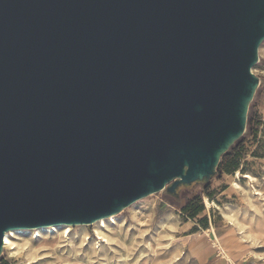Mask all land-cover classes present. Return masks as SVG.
Listing matches in <instances>:
<instances>
[{
  "label": "water",
  "instance_id": "obj_1",
  "mask_svg": "<svg viewBox=\"0 0 264 264\" xmlns=\"http://www.w3.org/2000/svg\"><path fill=\"white\" fill-rule=\"evenodd\" d=\"M263 42L264 0H0V257L208 183Z\"/></svg>",
  "mask_w": 264,
  "mask_h": 264
},
{
  "label": "rangeland",
  "instance_id": "obj_2",
  "mask_svg": "<svg viewBox=\"0 0 264 264\" xmlns=\"http://www.w3.org/2000/svg\"><path fill=\"white\" fill-rule=\"evenodd\" d=\"M258 55L259 62L253 67V74L259 78L260 84L249 104L246 131L228 150L229 153L227 152L221 157L219 167L208 183L197 185L190 190H188L190 187L188 189L180 188L176 196L162 191L125 209L116 215V222L126 226L122 227L121 233L110 235L112 236L110 246L98 244L99 247H96L94 244L96 243L94 238L96 226L93 224L72 227V239L69 241L66 239L59 240L55 250L37 247L36 241L30 238L32 234L27 236L24 234V237L31 239L34 243V253L31 255L28 250L31 247L29 243L15 240L20 242V247L18 250L10 252L17 254L11 257L10 252L3 249L0 264H68L73 256L84 258L85 261H88L89 258V264L91 262L92 264H117L119 256L125 253V246L130 250L129 261L131 262L129 263H132L139 257L148 259L153 256L148 244L153 243L156 237L161 244V249L157 253V259L160 260L150 261L148 264H211L218 256L226 264H264V239L252 241L242 239L238 230L230 226L225 218V215H228L239 221L241 225H254V210L250 199H264V42L259 48ZM234 154L237 156L240 154L236 166L232 161ZM237 172L242 175L249 174L256 179L250 185H247L248 180L242 177L238 179L240 185L245 189L248 188L247 195L232 187ZM257 192L261 193L263 197L256 196ZM204 197L214 202L217 208L206 209L203 203ZM260 208L264 214V200L261 202ZM132 210L141 213L142 224L132 218ZM165 216H169L170 221L172 220L177 224L176 231L170 228V222L165 221ZM162 221H165L163 227L160 226ZM212 227L220 246L231 257L233 263L221 254L220 246L214 243L211 234ZM245 229L246 233H251L250 226H245ZM82 232L89 238L83 243H81L82 238H78ZM169 236L174 238V245L178 247L177 256L180 258V262L172 261L167 254V250L173 247L170 244ZM73 238L76 239L73 240ZM201 245L207 246L208 249L205 247L203 251L197 254L193 248ZM239 245H244L243 249L238 248ZM240 251L242 252L241 256L235 258Z\"/></svg>",
  "mask_w": 264,
  "mask_h": 264
},
{
  "label": "bare ground",
  "instance_id": "obj_3",
  "mask_svg": "<svg viewBox=\"0 0 264 264\" xmlns=\"http://www.w3.org/2000/svg\"><path fill=\"white\" fill-rule=\"evenodd\" d=\"M241 175L242 174L240 172H237L236 177L234 178V182L232 183V187L235 190H237V191H243L247 195V193H248L247 189L248 188L245 189L242 185H240L238 183V179H240V177H242L243 179L248 180L247 185H250L251 183L256 181V179L253 176L249 175V174H243L242 176ZM255 195L263 197V195L261 193H259V192H257ZM251 196H253V195H251ZM250 200H251V206L253 207V210H254V215H253L255 217L254 225H251V224H242L241 225L239 221H237L236 219H234V218H232V217H230L228 215H225L226 216L225 218H226V221L228 222V224L230 226H232V227H234L235 229L238 230V234L242 237V239L248 240V241L261 240V239H264V214H263V212H262L260 207H261V202L264 199L260 200L259 198H255L254 200H252V199H250ZM203 203H204L206 209H210L212 207H216L217 208L216 204L214 202L209 201V199L206 198V197H204ZM131 212H132V218L136 222L142 224L143 220H142L141 213H137L136 211H133V210ZM164 219H165V221L170 222V228L172 230L176 231L177 224L175 222H173L172 220L170 221L169 216H165ZM165 221H162L160 226L163 227L165 225ZM93 225L96 226V229L94 230V238H95V241H96V243H94V244L96 245V247H99V246H97L98 244L105 245V246H107V245L110 246L111 245L110 242L112 240V236H110V235L112 233H118V234L121 233L122 232L121 231L122 227L126 226L125 224H122L120 222L117 223L116 222V216H111V217H109L107 219H102L100 221L95 222ZM247 225L250 226V228H251V233L250 234L246 233L245 226H247ZM72 231H73L72 226H53V227H49V228H40V229H36V230H32V231H25V230L11 231V232L6 233L5 236H4L3 249L6 252L7 251L10 252V251L18 250L19 247H20V242L15 241V240H22V241H26L27 243H29L31 245V247L28 248V250L31 252V255H32L34 253V251H35V245H34V243H32V240H31V239H33V240L36 241L35 243H36L37 247H44V248L55 250L57 248L58 244H59V240L66 239L67 241H69V240L72 239V237H73ZM17 234H22V235H17ZM24 234L26 236L29 235V234H32V237H30L31 239H27V237H24L23 236ZM211 234L213 235L214 243L216 245L220 246L219 241L217 240V237H216L215 230H214L213 227L211 229ZM166 235H167V233H166ZM78 238H82V242L81 243H83L85 241H88V239H89L86 235H83V232H82V234H80L78 236ZM75 239L73 238V240H75ZM169 239L171 241L170 244L173 245V247L171 249H169V250L166 249L167 250V254H168L169 257H171L172 261L180 262V258L177 256V253L179 252L177 250L178 247L176 245H174V241L175 240H174L173 237H170V236H169ZM159 242H160V240L157 239V237H156V239L153 241V243H149L148 244L149 250H150V252H152V255H153L151 258L144 259V257H139L135 261H133L132 263H129V262H131V261H129L130 260V258H129L130 250L123 243V245L125 246L124 247L125 248V253L121 254L119 256V261L117 262V264H148L150 261L151 262L159 261L160 259H157V253L161 249V247H160L161 244ZM70 247H72V246L70 245ZM83 248H84V246H83ZM220 248H221L220 249L221 250V254H223L224 257H227V259L231 263H233L231 258L224 251V249H222L221 246H220ZM20 252H19V254H20ZM70 252H72V251H70ZM14 254H17V253L10 252L11 257ZM253 254L255 256H258L256 253H253ZM78 255H80V254H78ZM86 258H88V257H86ZM72 260H73V263H71ZM89 261H90L89 258H88V261H85L84 258L81 259L80 257L78 258L76 256H73L72 259L68 261V264H89ZM91 264H92V262H91ZM97 264H99V263H97ZM106 264H110V263H106Z\"/></svg>",
  "mask_w": 264,
  "mask_h": 264
},
{
  "label": "crops",
  "instance_id": "obj_4",
  "mask_svg": "<svg viewBox=\"0 0 264 264\" xmlns=\"http://www.w3.org/2000/svg\"><path fill=\"white\" fill-rule=\"evenodd\" d=\"M243 246L244 245H239L238 246V248H240V249H243ZM205 247L208 249V247L207 246H203V245H201L200 247H195V248H193V249H195V251H197V254L198 253H200L201 251H203L204 249H205ZM241 254H242V252L240 251V253L239 254H237L236 256H235V258H239L240 256H241ZM219 257V256H218ZM216 258L211 264H226V262H223V261H221L219 258ZM231 258V257H230ZM227 260V259H226ZM228 264H230V263H228Z\"/></svg>",
  "mask_w": 264,
  "mask_h": 264
},
{
  "label": "trees",
  "instance_id": "obj_5",
  "mask_svg": "<svg viewBox=\"0 0 264 264\" xmlns=\"http://www.w3.org/2000/svg\"><path fill=\"white\" fill-rule=\"evenodd\" d=\"M248 123V122H247ZM229 153V152H228ZM227 155V154H226ZM240 155V154H239ZM239 155L237 156V154H234L233 156H232V161H234V165L236 166L237 165V161H238V159H239ZM218 167H219V165H218ZM218 169V168H217ZM216 169V170H217ZM238 169V168H237ZM201 184H203V183H195V184H193L188 190H190V189H192L193 187H195V186H197V185H201Z\"/></svg>",
  "mask_w": 264,
  "mask_h": 264
}]
</instances>
